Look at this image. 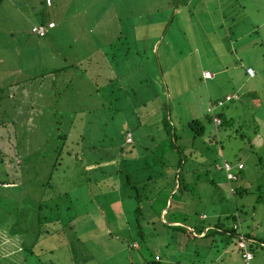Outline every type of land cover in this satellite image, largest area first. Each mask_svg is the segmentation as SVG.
I'll use <instances>...</instances> for the list:
<instances>
[{
	"label": "rangeland",
	"instance_id": "374dc122",
	"mask_svg": "<svg viewBox=\"0 0 264 264\" xmlns=\"http://www.w3.org/2000/svg\"><path fill=\"white\" fill-rule=\"evenodd\" d=\"M19 1L0 4V242L25 248L0 253V264H246L230 236L188 237L162 224L153 210L172 191L156 194L162 185L149 178L162 173L159 162L176 166L166 133L173 128L183 172L212 160L216 185L201 179L185 198L200 218L244 208L241 225L252 224L264 240V204L252 211L264 191V13L250 8L258 0H54L50 8ZM22 13L32 23L53 18L57 27L45 37L32 34ZM204 69L214 76L204 79ZM225 95L232 121L215 128L205 113L211 99ZM192 118L205 125L204 135L192 137ZM222 159L243 163L237 180L212 165ZM235 186L248 192L233 193ZM137 193L150 198L140 211ZM39 203L42 215L60 216L50 225L58 231L36 228ZM263 242L250 264H264Z\"/></svg>",
	"mask_w": 264,
	"mask_h": 264
},
{
	"label": "trees",
	"instance_id": "16d2710c",
	"mask_svg": "<svg viewBox=\"0 0 264 264\" xmlns=\"http://www.w3.org/2000/svg\"><path fill=\"white\" fill-rule=\"evenodd\" d=\"M2 1L3 0H0V4ZM182 1H184V0H182ZM44 3L46 6L51 5V4L47 5L45 0H44ZM241 3H242L241 0H235L236 6L242 5ZM41 19L42 20L40 21V23L48 22V21H44L43 18H41ZM69 67H70V65H65V66L56 67V68L54 67L49 71H44L38 75L30 76L29 78L22 80V81L15 82V83L11 84L10 86L11 87L16 86L18 88V85H20L21 82H24V81H30L31 82V81H34V80L40 78V77L45 78L47 75H50L52 73L57 74V73H60L62 71H65ZM247 68H248V66L246 67V69ZM110 78H112V77H110ZM17 88L14 91H12V95H16ZM3 92H4V88L0 87V94H2ZM225 96L222 98L211 99L209 104L210 103H216L217 100H225ZM231 100L232 99L225 101V103L221 107H218V109H216L214 112L206 111V113H205L206 120L208 122H210L211 124H213V126L215 128H218V126L221 127V126L228 125L231 123L232 118L227 117L225 115V112H224V107L226 106L227 102H230ZM214 114H216L220 118V123L218 125H215L213 122ZM165 125H166V127H170L169 124H165ZM187 125H188L189 129L192 130V133H193L192 137L193 138L196 136L204 135L205 125L198 118L190 119V121H188ZM171 130H172V133H171ZM171 130L168 128L167 132H166L167 135L171 136L169 139L167 137V139L170 141V146L168 147V149L176 152V154L178 156L176 163H175L176 166L171 167V165H169V164L163 165L162 163H160L158 161L159 162V168L161 169L162 173L158 174L157 172H155V175L150 176L149 179L153 180L157 185H162L159 187L160 189L158 190V192H156V194H159L162 190L166 191L167 189H170L169 192L172 191V193L170 194L169 199L167 197H165L163 204L160 207H158L157 209H155V211L153 210L154 214L157 215L158 220L162 224L166 225L170 229L172 228L173 230L180 231V232L186 234V236H188V237L196 238L197 237L196 234H198V235L202 234L201 237L206 238V237H213L217 233H221L222 235H226L227 237L230 236V238L235 239V243L237 244V247L241 250V257H242V251L244 248L248 249L252 253V251H253L252 249L264 240H261L262 237H258L254 234L253 229L251 228V227H253L252 224H247L246 229L243 227V225H241V223H242L241 222V214L245 215V214H243V212H244L243 207H242L243 209L240 208L239 210L236 208L235 211L229 212L228 214L224 213L225 215L223 214V216H217V218L215 220L207 221L208 216L205 213H204L205 218H200V214L202 211H198L194 208V204H193L194 200L192 198L191 199L190 198L185 199L187 197V195H190L189 193H191L192 189L195 187V185L201 179H203L209 185H216V180L214 179V177L211 176V173H210L211 168L208 166V164L212 163V160L208 161L206 163H200L199 167L202 168L201 171L191 170V168H190V169H187L183 172L182 168H180V166L186 162V157H185V154L183 153L182 149L180 148V145L177 143V140H178L177 137L178 136L176 135L173 128H171ZM127 133H129L128 130L125 131V141H126V134ZM58 136L61 137L62 139L66 138V134L64 132L59 133ZM215 138L216 137L209 135V142L210 143L215 142L216 141ZM131 140H133L132 135H131ZM126 143H128V142L126 141ZM59 145H60V143H59ZM59 145H57L56 148H58L57 149L58 151H62V148ZM220 147H222V145H220ZM190 151H192V150H190ZM192 154H193V152H190V156H192ZM223 160L230 161L228 159H222L221 162H213L212 165H214L216 170H218L216 168V165H221ZM230 162H232V161H230ZM236 162H240V161H235L232 163H236ZM167 163H168V161H166V164ZM168 166L170 167L169 169H168ZM177 168H178V171H177ZM218 171H222V170H218ZM182 173L184 174L183 177H182ZM48 177L49 178L51 177L50 173H49ZM237 178H238V176H237ZM0 182H3V181H0ZM262 184L264 185V182ZM262 184L260 183L258 185H262ZM169 185H171V187H167ZM175 186H176V188H175ZM247 192L248 191L245 187L235 186L233 193L243 195L244 193H247ZM132 197H134L137 201V206L135 208L136 211H140L141 207L139 206V203L141 201L150 199L149 196L145 195L142 197L138 193L136 195H132ZM168 201H169V204H168ZM254 202H255V204L252 205L254 207V208L252 207L253 212H255V205L256 204H258V203L264 204V191L256 192V197H255ZM152 205H153V202L150 204L149 207H151ZM42 206H43V203H39L38 207L36 208V211H37V216H36L37 220L35 223L36 228L38 230L44 229L43 233L45 232L48 234L58 231L59 229L57 227H55L56 228L55 229V228H52V226H50V225L54 224V226H55V222L60 220V216L50 217L49 216L50 214L49 215H42L41 214ZM55 207H58L57 204L55 205ZM163 209H166V212L163 215H161V211ZM21 210L23 212L24 209L21 208ZM148 212L149 211H147V213ZM228 220L231 221V224L227 223ZM15 223H18V222H16V220H15ZM13 226H14V222H13ZM17 226H18V224H17ZM22 228L26 229V228H24V226H22ZM16 233H19V232L16 231ZM38 237L39 236H36V239H38ZM241 240H243V242L245 243V247H243V248L239 247V245H238V243ZM226 243H227V241H226ZM132 247L133 248H139V245H137V246L132 245ZM24 248L25 247H23V245H22V249H24ZM252 256H253V254H252ZM159 260H160V258L155 257L154 261L152 260V262L157 263ZM249 264H250V261H249Z\"/></svg>",
	"mask_w": 264,
	"mask_h": 264
},
{
	"label": "built area",
	"instance_id": "2783aa9c",
	"mask_svg": "<svg viewBox=\"0 0 264 264\" xmlns=\"http://www.w3.org/2000/svg\"><path fill=\"white\" fill-rule=\"evenodd\" d=\"M45 2L47 5L51 4V0H45ZM54 25H55V23L53 21H48L46 23L34 24L30 27V32L32 34H35V35L42 37V36H45L47 34L48 30L50 28L54 27ZM246 72L250 76H252L254 74V70L251 67H248L246 69ZM213 76H214V74L208 70H205L202 72V77L204 79H210ZM230 99H231L230 96L226 95L225 100H217L216 103H210L207 111L214 112L216 109H218V107H221L225 103V101H228ZM213 122L215 125H218L220 123V118L216 114H214ZM130 140H131V134L127 133L126 134V141H130ZM216 168L218 170H222L225 174V177L228 180L234 181L237 179V172H239L241 169H243L244 165L242 162L232 163L230 161L223 160L221 165H216ZM134 244H136V243H134ZM238 245H239V247H242V248L245 247V243L243 242V240H241L238 243ZM242 259L244 260V262L246 264H249V261L252 259V253L248 249L244 248L242 251Z\"/></svg>",
	"mask_w": 264,
	"mask_h": 264
},
{
	"label": "crops",
	"instance_id": "0c3cea01",
	"mask_svg": "<svg viewBox=\"0 0 264 264\" xmlns=\"http://www.w3.org/2000/svg\"><path fill=\"white\" fill-rule=\"evenodd\" d=\"M41 1V3L44 5V7H52L53 6V4L55 5V3H54V0H51V5L50 6H46L45 5V3H44V0H40ZM244 0H241V2H243ZM260 1H263L264 2V0H258V2H259V4H251L250 5V8H252V10H254V11H257V12H259V11H261V12H263L264 13V8H261L260 7ZM184 2L187 4V6H190V5H192V0H184ZM244 2H246V0L244 1ZM15 3L16 4H20L21 3V1H19V0H15ZM57 4V3H56ZM243 5V4H242ZM74 13H79V11L78 12H74ZM22 15V18H23V20L24 21H27L28 22V25H30L29 26V28H28V30L30 29V27L32 26V25H34V24H38V23H40V21L42 20L41 19V17H40V19L37 17L36 18V20H35V22L34 23H32V22H30L31 20V17H32V14L30 13V15L28 16V17H26L25 15H24V13H22L21 14ZM98 19V18H97ZM66 19H65V17L62 15L61 16V22L63 23V21H65ZM44 21H53L54 23H55V25H54V27H52V28H50L49 30H48V32H47V34L45 35V36H47L48 35V33H50V31L51 30H53V29H55L56 27H57V24H58V21L57 20H55V19H53V18H49L48 20H46V18H44ZM249 21H253L252 19H250ZM38 22V23H37ZM65 26H66V24H64ZM255 25V26H254ZM254 27L255 28H257V26H258V24H257V21H255V19H254ZM65 26H64V28H65ZM61 27H63V26H61ZM74 28H76V25L74 26V27H72V30L74 29ZM82 28H86V27H81V30H82ZM119 30H121L122 29V27H119L118 28ZM142 29V28H141ZM27 30V31H28ZM30 32V31H29ZM31 33V32H30ZM45 36H43V37H45ZM79 40L78 39H76V38H74V40H72L71 41V43H76L77 44V42H78ZM157 41V39L153 42V44L151 45L152 47H153V45L155 44V42ZM89 42V41H88ZM73 45V44H72ZM262 45V44H261ZM67 59H69L70 60V58L69 57H67ZM69 60H66V59H64V61L65 62H67V61H69ZM248 67H252L251 65H248ZM205 70H207V69H204L203 71H205ZM254 70V69H253ZM202 71V72H203ZM245 73H246V69H245ZM247 74V73H246ZM248 75V74H247ZM249 77H250V75H248ZM110 77H112L113 78V76H110ZM202 235V234H201ZM16 249L13 251V250H11V248L8 246V244L6 245L3 241H1L0 242V250H1V252L0 253H2L3 252V257L5 258V256H9V255H14L15 253H16V251L17 250H19V248H21V250H22V244H21V246H19V247H15ZM1 257V256H0ZM2 258V257H1ZM12 262H14V260H11ZM0 263H2V262H0ZM8 264V263H7ZM13 264H15V263H13Z\"/></svg>",
	"mask_w": 264,
	"mask_h": 264
},
{
	"label": "water",
	"instance_id": "95a60500",
	"mask_svg": "<svg viewBox=\"0 0 264 264\" xmlns=\"http://www.w3.org/2000/svg\"><path fill=\"white\" fill-rule=\"evenodd\" d=\"M168 204H169V202H168Z\"/></svg>",
	"mask_w": 264,
	"mask_h": 264
}]
</instances>
